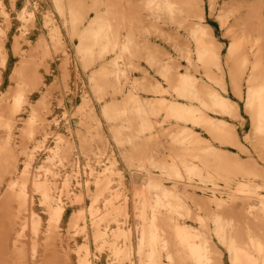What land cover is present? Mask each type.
<instances>
[{"label":"bare ground","instance_id":"6f19581e","mask_svg":"<svg viewBox=\"0 0 264 264\" xmlns=\"http://www.w3.org/2000/svg\"><path fill=\"white\" fill-rule=\"evenodd\" d=\"M207 3L212 12L217 0ZM262 4L264 0L224 1L217 18L227 28L230 42L222 55L220 43L203 23L202 0H53L67 35L77 39L76 62L83 68L96 67L89 77L91 91H84L77 108L81 129L72 137L57 136L56 145L32 176L34 151L48 134L45 110L52 87L45 88L34 103L29 94L40 90L43 81L38 67L48 71L46 59L53 51L63 52L62 76L67 77L69 55L60 27L49 14L44 18L47 38L40 36L28 51L19 49L24 28L13 37L8 48L20 60L9 73L13 83L0 100V129L5 130L0 136V183L9 176L0 194V264L58 262L55 256L60 255L53 256L56 249L51 241L59 235L62 197L80 202L84 195L90 197V204L72 213L66 227L71 236L84 238L76 249L77 264L92 263V256L104 250L110 256L108 264H225L218 245L223 246L228 264H264ZM242 7L247 9L244 14ZM98 8L87 20L89 11ZM0 13L6 14L1 0ZM18 16L25 27L32 15L23 8ZM229 18H233L231 26ZM142 23L149 26L141 27ZM165 25L184 28L193 50L185 49L171 29L162 28ZM151 32L169 42L185 60L183 70L160 47L149 45L146 36ZM139 60L166 86L151 78ZM6 61L1 37L0 68ZM223 65H227L232 91L240 98L244 79V110L250 119L244 139L262 163L248 155L230 123L214 116L237 119L240 115L237 103L223 94L228 85ZM134 71L141 75L132 77ZM2 81L0 70V85ZM92 99L104 102L100 110ZM26 105H30L29 115L19 134L20 152L26 158L18 175L11 177L17 160L11 144L14 113ZM196 127L207 132L209 139ZM37 134L42 140L28 149L27 142ZM118 150L128 171L116 167L117 158L112 156L109 165L93 175L89 160L105 153L116 155ZM67 166L70 170L61 173ZM83 173L92 180L78 176ZM59 175L62 180L57 185ZM140 175H145L143 187L135 188L134 179ZM230 181L236 184L231 193L215 194L219 183L229 188ZM74 183L80 185L78 194L70 189ZM33 194L47 214L41 243V216L32 207ZM184 218L197 225L185 223Z\"/></svg>","mask_w":264,"mask_h":264},{"label":"rangeland","instance_id":"374dc122","mask_svg":"<svg viewBox=\"0 0 264 264\" xmlns=\"http://www.w3.org/2000/svg\"><path fill=\"white\" fill-rule=\"evenodd\" d=\"M224 1L227 0H217V3L215 5V9L210 12L208 9V3L207 0H202V4L204 7V20L203 23L208 25L212 33L218 43H220L222 47V55L226 52L230 39L227 36L226 27H222L219 24L217 15L219 13V9L224 5ZM3 3V7L5 10V15L0 13V27L3 29V36L0 35V38L3 37V46L6 52V63L3 68H0L2 73L3 81L0 85V100L3 97V95L6 93L9 84L13 82H9V73L12 71V69L19 63L20 57L18 55H15L11 49L8 48L11 41H13V37L19 35L21 33V30L24 28L25 31L23 33V37L19 38V49L21 51H28L33 47V45L36 43L37 39L42 36L44 38H47L48 35V27L44 25V18L46 14H49L51 17L54 18L52 22L57 23L60 27V30L63 35L64 43H65V51L68 52L69 55V61L66 65V68L68 70L67 77L63 78L62 76V60L64 57L63 52L59 49L57 51H53L51 56L48 57L47 65H48V71H45L42 66L38 67V71L40 75L42 76L43 84L40 87V90H35L29 94V101L30 103H34L44 92L45 88L51 86L52 90L50 91L49 96H47V108L45 110V118H46V132L48 133L46 136V139L43 143H41V148L35 149L34 151V157L29 169L30 176L33 175V173L36 171L37 167L42 164V161L44 160L47 155H49L51 152L49 151L51 147L56 145L57 142V136H65V137H72L73 134L77 130L81 129V119L78 115L77 108L82 105L83 97L85 96L84 91L88 90L91 91L90 83H89V77L92 73V71L95 69L96 66L92 65L88 68L81 67L76 62V56H74L75 51V44L77 42L76 38H70L65 30V27L63 26L61 22L60 16L56 13L54 6H53V0H1ZM87 3H90L91 0H86ZM205 2V3H204ZM236 3V2H235ZM25 8V11L28 13H31V19L27 21L26 26L23 27V21L19 18V13L21 12V9ZM101 9L98 8L97 11L90 10L89 13L86 16V19L88 20L91 16H94L96 12L100 11ZM247 9L245 7H242L240 9L241 13L244 14ZM260 12L264 16V4H262L260 8ZM140 15V14H139ZM138 15V16H139ZM147 17H144L140 15V19L142 21H147ZM86 20V21H87ZM233 24V18H229L228 26H231ZM50 25V24H49ZM141 27H148L149 25L146 23H142L140 25ZM175 26H168L165 25L162 28L167 30L171 29L172 33L174 32L180 40L183 42H180L181 45L184 46L185 49H188L190 51L194 48V43L191 38L187 37L186 31L184 28H174ZM148 43L151 47L157 46L158 49L160 47L161 52L171 56L173 59L180 64L179 70H183V67L186 65V62L183 58L179 57L177 52L173 49L171 44L167 42L162 37L155 35L154 33H150L147 36ZM159 49V50H160ZM176 53V54H175ZM108 57L111 55V53L107 54ZM106 58V56H105ZM104 58V59H105ZM224 58V56H223ZM137 62H140L141 66L149 73L151 78H154L155 80H158L162 86H166V83L160 78L158 74H156L151 68H149L143 60H139ZM98 64V62L96 63ZM224 66V78L227 80V90L223 94L230 98L231 100L235 101L239 108V117L237 119H232L229 116L226 115H214L218 118L224 119L228 123H230L233 128L235 129L236 133L238 134V137L246 147L248 151V155L251 156L253 159H255L258 163H262L259 156L255 153L252 146L247 142L245 138V135L250 131V119L248 114L244 110V93H245V82L242 78L241 80V91H242V97H238L234 94L230 87L229 78L227 74V65ZM87 69V70H86ZM141 75L140 72H133L132 77L136 76L138 77ZM201 75V74H200ZM202 76V75H201ZM246 76V73L243 75V77ZM203 77V76H202ZM59 81V82H58ZM52 83H55V85ZM66 85V87L64 86ZM56 87V88H55ZM61 87V88H60ZM144 96L153 97L152 93H143ZM165 97L171 98L170 95L165 94ZM93 105L97 110L101 109V106L103 105V101H99L96 99H92ZM85 109V107L82 108V110ZM30 105L23 106L22 109L19 112L14 113V123L11 128L12 133V141L11 144L14 147V150H16L17 154V160H16V172L11 177H16L18 175V172L23 168L24 160L26 156L20 152V138L19 134L21 131V128L23 127V124L26 120V118L29 115ZM210 114V113H209ZM244 120V121H243ZM168 123H164L166 126ZM198 133L204 137L209 139V135L207 132H205L203 129H200L198 127L195 128ZM155 130V129H154ZM156 131V130H155ZM5 130L0 129V136L4 134ZM39 140H42L41 134H37L33 139L27 142V148L33 149V147L37 144ZM251 148V149H250ZM235 151V150H234ZM122 155L117 151L116 155L105 153L101 155L98 159H91L89 160V163L92 165L93 175H95L98 171H102L105 166H108L110 163V157H116V167L120 169H125V172H127V166H125V162L122 159ZM241 157L245 158V155L243 153L239 154ZM74 157L78 158V155L74 153ZM78 162V161H77ZM83 163L85 162L82 161ZM88 168V167H87ZM61 169V168H60ZM70 168L67 166L65 168H62L61 173L69 171ZM79 177L82 176V178H90L92 180V176H88L85 173L82 175H78ZM9 178L8 175L4 176L1 183H0V194L7 183V179ZM57 185L61 184L62 176H57ZM79 179V178H78ZM145 175H140L139 178L134 179V186L135 188H142L144 184ZM92 183V181H90ZM229 188H226L223 184L219 183L218 187H215L214 192L217 195L224 196L228 193H231L233 189L235 188L236 184L234 181H230ZM93 185V184H92ZM90 184V186L92 187ZM115 185V184H112ZM71 191L73 193H79L80 191V185L78 184H72L70 187ZM30 192V187L28 188ZM197 193H200L199 189H196ZM209 193L210 190H209ZM63 199V205H64V213L63 216L59 222L58 227V238L52 240V245L54 249H56L54 252V255H60L59 257L55 256L54 261H60L61 264H77V254L76 249L79 244H81L84 241V238L82 234H75L71 236L67 233L66 227L68 218L70 215L74 212H76L78 209L83 208L85 209L86 206L90 204V197L87 195L82 196L81 201L76 202L72 201L70 199H66L65 197H62ZM38 198L36 194H33V201L32 204L33 209H35L36 212H38L41 216V224H40V230L38 238L40 240V243L42 242L43 237L45 236L44 229L46 226L47 221V214L45 211H43V207L39 206L37 202ZM69 210V211H68ZM134 220L131 219V226H134ZM183 221L189 225H197V223L188 218H184ZM223 252L222 258L224 260L225 264H228L224 248L221 245H218ZM41 244H39V248H41ZM92 249V248H91ZM59 251V252H58ZM63 251V252H62ZM65 251V252H64ZM57 253V254H56ZM93 253V252H92ZM96 253V251H94ZM52 256V258H53ZM96 256V257H95ZM95 256H92V263L90 264H108V261L110 259V256L108 255V250H104L98 254H95ZM28 261L31 262L30 256H28ZM37 261H40V256H37ZM58 259V260H57ZM62 260V261H61ZM58 262H53V264H60ZM187 264H191L188 262Z\"/></svg>","mask_w":264,"mask_h":264}]
</instances>
